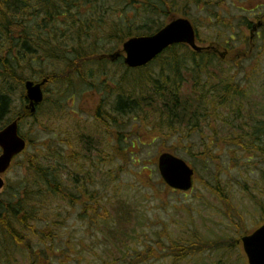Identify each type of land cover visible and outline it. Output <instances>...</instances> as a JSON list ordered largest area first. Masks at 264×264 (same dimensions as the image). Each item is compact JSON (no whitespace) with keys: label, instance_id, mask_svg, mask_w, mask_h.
Segmentation results:
<instances>
[{"label":"trees","instance_id":"trees-1","mask_svg":"<svg viewBox=\"0 0 264 264\" xmlns=\"http://www.w3.org/2000/svg\"><path fill=\"white\" fill-rule=\"evenodd\" d=\"M226 1L218 0L219 10L206 9L210 12L209 20L218 27L212 44L218 48L225 44L226 58L222 60L212 51L196 53L187 45L176 44L150 64L130 68L122 57L112 59V55L130 37L151 35L161 29L164 18L175 14L167 0H0V129L12 119L13 95L21 91L24 100L25 81L37 77L49 79L42 106L49 101L51 85L59 87L54 99L57 110L48 113L55 121L60 120L57 116L62 111L58 109L76 82L105 92L106 104L96 106L90 116L108 140H116L112 150H108L109 144L103 146L107 150L104 154L99 151L103 141L91 133L85 135L77 127L74 133L53 132L55 136L44 141L36 155L27 151L23 154V187L10 198L0 199V264H15L13 247L27 251L29 264H54V246L59 238L57 224L65 221L60 212L54 213L60 207L55 205L58 201L79 207L78 219L83 222L96 223L101 217L102 230L108 234L111 214L107 210L101 212L105 203L97 190V174L104 171L102 166L108 165V160L125 158V164L139 168L135 175L138 181L149 185L151 180L148 164H139L138 158L132 156V146L121 145L125 135L121 128L126 118L131 123L139 119L141 126H148L151 121L155 128L163 127L171 135L186 133L184 139L199 134L203 151L198 157L218 159L222 151H228L241 168V159L251 160L253 155L249 153L255 154L263 165L256 182L264 193L263 112L243 111L244 89L236 83L242 74L243 59L253 56L258 47L264 56V24L253 41L242 31L244 27L252 28L253 19H264V13L248 12L234 25L236 18L224 15L225 11L231 13ZM246 1L249 0H232L233 7L244 10ZM210 4L211 1L195 0L200 11ZM195 27L199 37L200 30ZM222 35L227 38L222 39ZM235 41L247 44L249 49L238 48ZM261 56L255 60L257 63ZM229 61L234 63L236 73L226 72L218 65ZM249 73L243 76L245 82L249 81ZM16 115L14 118L21 116L22 122L28 116L24 111ZM25 137L33 146L34 141ZM159 183L165 185L163 181ZM248 187L245 184L246 192L254 197ZM213 189L226 208V216L233 219V213L239 214L237 224L241 227V222L245 231L243 216L219 182ZM127 202L120 200L117 206L111 205L116 223L121 226L132 221L133 207ZM40 222L44 226L40 227ZM233 247L232 239H221L187 245L172 243L171 250L166 251V246L158 241L157 248L136 250L130 264L167 256L183 260L208 250Z\"/></svg>","mask_w":264,"mask_h":264},{"label":"rangeland","instance_id":"rangeland-1","mask_svg":"<svg viewBox=\"0 0 264 264\" xmlns=\"http://www.w3.org/2000/svg\"><path fill=\"white\" fill-rule=\"evenodd\" d=\"M167 1L175 9V14L172 18H164L165 24L172 19L187 17L200 30L198 43L204 46L213 45L214 38H217L218 27L209 20L210 12H207L206 9L219 10L221 6L217 5L218 0H201V2L211 1V6L207 8L205 6L202 11L196 7L195 0ZM225 6L231 10V13L225 11L224 15L227 18H236V21H232L234 25L241 15L248 14V12L264 13V0L246 1L244 10L235 9L232 0H227ZM184 12L189 13L188 16H185ZM262 20L264 19H253V22L257 25ZM221 31H224V28ZM242 31L246 37H251L248 27H244ZM233 32H237V29H233ZM221 38L224 39L227 36L222 35ZM235 43L238 48L249 49L248 45L241 41H235ZM258 43L263 44L261 41ZM121 49L122 46L118 48V51ZM225 50L224 44L220 47V51L224 52ZM262 53V48L258 47L253 56L241 61L242 74L237 77L236 83H239L240 88L244 89L242 94L243 111H262V116H264V56ZM217 56L224 59L219 53ZM259 56L261 59L257 63L255 60ZM218 65L226 72L236 73L237 71L232 61L220 62ZM254 65L255 68L252 70ZM247 73L250 74L249 81L245 82L243 76L245 77ZM51 89V93L47 94L50 97L49 101L38 109L37 116H27L21 123L20 128L23 135L34 141V145L28 146L26 151L36 155L43 142L55 136L53 132L72 130L74 133L77 127L85 135L91 133L103 141L99 150L102 153H106L107 150L103 146L108 144V150H112L116 140L113 137L108 140L104 130L90 116V112L96 106L103 102L106 104L103 101L106 97L105 92H96L90 86L76 82L72 91L67 93V99L58 109V111H62L57 116L60 120L55 121L48 113L57 110L54 99H56L58 93L56 91L59 90V87L51 85ZM21 97V91H18L15 96L13 95L12 118L24 108L25 103ZM108 108L111 112L113 111L112 106ZM124 120L126 124L122 126L121 132L125 135L121 145L132 146V149L130 148L134 149L132 156L138 158L139 164L143 162L148 164L147 171L151 175L150 184L144 185L136 179L135 175L139 168L125 164V158L108 160L110 163L102 166L104 171L97 174L100 179V182L97 183V190L105 203L101 212L107 210L111 214L109 219L111 227L108 234L102 230L103 220L101 217L98 216L96 223H86L78 219L81 210L79 207L56 202L55 205H60V207L54 209L56 210L54 213L60 212L65 221L63 224L59 222L57 224L59 238L55 241L56 245L54 246L57 258L54 264H130V258L136 250H145L149 247L157 248L158 241L166 246V251H170L172 243L187 245L221 239H232L234 247L215 251L208 250L183 260H175L173 256H167L143 264H248L242 245L235 244V240L245 232L254 231L264 220L262 206L264 193H261L256 182L261 168H263L260 162L261 158L249 153V155H253V158L251 160L244 159V161L241 159L240 168L228 151H222L221 158L218 159L198 157V154L203 151V142L199 134H195L191 139H184L182 137H185L186 133L171 135L163 127H161L162 129L155 128L151 121L148 126H141L139 119L132 120V123L127 118ZM55 123L58 125L56 126ZM126 135L127 139L124 138ZM79 137L80 135L75 136V138ZM164 151H172L185 159L196 170L197 175L191 190L187 192L167 190L165 185L159 183L162 182V179L156 163L159 153ZM215 151L218 152V150ZM94 155L97 156L96 152ZM25 160V155L17 157L10 170L3 175L6 185L0 191V199L10 198L20 187H23L26 176ZM244 162L249 165H245ZM217 182L240 215L243 216L245 231L242 230L241 222V227L237 224L239 223V214L233 213V219L226 216V208L213 189ZM245 184L249 185L248 190L255 198L246 192ZM120 200H127V203L133 207L132 221L126 226L116 223V212L111 207L112 204L117 206ZM39 225L40 227L44 226L41 222ZM12 253L15 264H29V255L26 250L13 247Z\"/></svg>","mask_w":264,"mask_h":264},{"label":"water","instance_id":"water-1","mask_svg":"<svg viewBox=\"0 0 264 264\" xmlns=\"http://www.w3.org/2000/svg\"><path fill=\"white\" fill-rule=\"evenodd\" d=\"M262 25L257 23L252 29V37L255 31ZM184 43L194 51L201 52L204 47L197 44L196 30L192 22L183 17L173 19L162 29L151 35L133 36L123 44L124 62L131 68L147 65L161 55L174 44ZM118 53L116 56H120ZM225 57L226 53L220 54ZM48 82L44 79L40 82L27 80L25 82L26 98L30 101L28 109L31 114L36 112V106L43 102V87ZM27 146V141L19 134V119L14 120L0 131V189L5 185L1 174L6 172L13 159L21 154ZM158 167L163 180L172 188L189 190L193 186L195 171L188 163L172 154L164 152L158 158ZM244 252L249 264H264V224L253 233L241 238Z\"/></svg>","mask_w":264,"mask_h":264},{"label":"flooded vegetation","instance_id":"flooded-vegetation-1","mask_svg":"<svg viewBox=\"0 0 264 264\" xmlns=\"http://www.w3.org/2000/svg\"><path fill=\"white\" fill-rule=\"evenodd\" d=\"M25 101H26V100H25ZM27 103H28V102L26 101L25 106L27 105Z\"/></svg>","mask_w":264,"mask_h":264}]
</instances>
